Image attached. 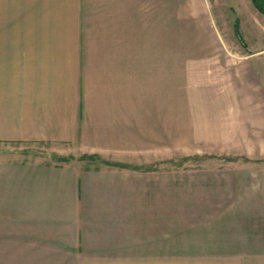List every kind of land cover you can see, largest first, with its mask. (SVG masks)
<instances>
[{
	"label": "crops",
	"instance_id": "0c3cea01",
	"mask_svg": "<svg viewBox=\"0 0 264 264\" xmlns=\"http://www.w3.org/2000/svg\"><path fill=\"white\" fill-rule=\"evenodd\" d=\"M98 3L121 18L100 50L0 52V142L81 156L0 159V264H264V48L220 29V109L178 111L160 92L177 75L160 0ZM192 149L220 166L178 169Z\"/></svg>",
	"mask_w": 264,
	"mask_h": 264
},
{
	"label": "rangeland",
	"instance_id": "374dc122",
	"mask_svg": "<svg viewBox=\"0 0 264 264\" xmlns=\"http://www.w3.org/2000/svg\"><path fill=\"white\" fill-rule=\"evenodd\" d=\"M168 1L171 3L166 8ZM175 1V6H172ZM86 2L0 0V52L27 43L68 50V46L76 44L77 39L79 43L86 42L91 51L100 50L97 48H102L110 38L107 31L116 28L121 18L119 14L112 20L106 18L107 9L104 6L109 5L100 4L98 0ZM262 7L264 0H160L161 23H165L164 18H171L172 30V37L162 36L160 45L177 46H174L176 51L171 53L177 60V75L175 80L162 78L160 92L177 96L178 111L220 109V72L216 75L220 69V44L217 45L220 29L239 32L244 36L242 47L249 51L264 48ZM167 12L169 14H165ZM111 22L112 26H108ZM48 34H52L53 38L47 39ZM200 46L208 48L203 50ZM261 54L251 59L259 71L264 70V52ZM194 119L201 120L199 116ZM195 129L198 130L194 126L192 130ZM192 130L190 135L197 133ZM58 147L52 142H0V159L37 157L44 162L59 164L77 162L81 157L62 155ZM82 157L90 167L105 163L94 156ZM177 157L178 169H197L203 160L211 162L210 167L220 166V149H192L178 153Z\"/></svg>",
	"mask_w": 264,
	"mask_h": 264
},
{
	"label": "trees",
	"instance_id": "16d2710c",
	"mask_svg": "<svg viewBox=\"0 0 264 264\" xmlns=\"http://www.w3.org/2000/svg\"><path fill=\"white\" fill-rule=\"evenodd\" d=\"M256 1V0H255ZM263 8V7H262ZM264 11V8L262 9ZM97 157V156H96Z\"/></svg>",
	"mask_w": 264,
	"mask_h": 264
}]
</instances>
